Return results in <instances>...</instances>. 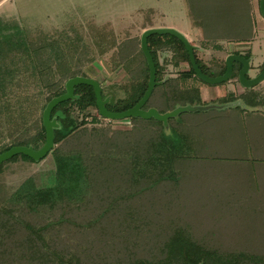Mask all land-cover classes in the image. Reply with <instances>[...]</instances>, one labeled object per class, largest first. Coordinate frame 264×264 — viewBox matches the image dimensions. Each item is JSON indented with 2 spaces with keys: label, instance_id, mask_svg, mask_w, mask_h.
<instances>
[{
  "label": "trees",
  "instance_id": "1",
  "mask_svg": "<svg viewBox=\"0 0 264 264\" xmlns=\"http://www.w3.org/2000/svg\"><path fill=\"white\" fill-rule=\"evenodd\" d=\"M184 2L191 23L203 32V44L219 49L216 42L240 43L253 37L248 0ZM136 14L141 29L155 27L156 10L140 9ZM88 24L87 40L81 41L82 37L69 34L29 36L16 21L0 20V153L12 146L38 149L43 145L44 107L65 92L67 79L89 77L84 65L96 55L110 53L112 68L121 69L127 77L117 84L123 96L110 97L105 105L108 111H125L142 97L149 70L139 36L126 29L117 38L109 23L99 28ZM146 42L155 81L162 83L153 88L143 109L153 107L164 113L177 106H209L237 99L258 105L250 102L259 96L252 89L202 101L197 82L203 81L194 75L182 42L169 34H151ZM232 53L251 57L249 50ZM193 55L205 75L224 73L222 56L209 64L197 50ZM159 57L163 59L159 61ZM181 63L187 64V70H178ZM240 68L234 62L229 80L237 82ZM93 111L97 107L92 87L74 86L73 98L58 103L50 113L59 125L53 130L54 147L38 161L17 154L0 163L2 174L5 166L17 160H23L18 170L46 157L52 161L39 181V173L26 174L12 193H6L5 206L0 209V264H264V243L221 239L215 232H198L170 216L179 184L194 175L193 162L199 158L193 153V139L182 118L189 113L169 118L167 130L160 121L129 117L130 129L114 131L108 140L91 138L86 131L84 119ZM135 129L139 132L132 136ZM250 161L257 177L256 164ZM152 192L162 197L160 202L168 209L162 213L164 218L155 217L153 210H138L149 209L144 205H151L147 196ZM103 221L106 228L101 237L85 241L89 230ZM111 222L115 228L108 225Z\"/></svg>",
  "mask_w": 264,
  "mask_h": 264
},
{
  "label": "rangeland",
  "instance_id": "2",
  "mask_svg": "<svg viewBox=\"0 0 264 264\" xmlns=\"http://www.w3.org/2000/svg\"><path fill=\"white\" fill-rule=\"evenodd\" d=\"M148 8L157 12L155 27H172L179 32L198 37L197 29L187 16L184 0H0V20L16 21L28 31L29 36L39 33L54 37L69 34L74 38L82 37L81 41H85L88 22H92L96 28L109 23L117 38L123 37L126 29H130L131 35L140 37L144 29L139 27L136 13L140 9ZM263 19L259 14L260 27H257V37L252 41L253 61H260L257 65L259 67L264 62V31L261 28ZM217 50L212 49L204 56L199 54V57L211 64L213 60L221 57V52H227L222 50L219 53ZM162 59L159 57V61ZM112 64L111 55L108 53L96 55L84 68L89 77L99 82L105 95L114 100L123 96L117 84L127 80V77L121 69L114 70ZM233 83L232 80L217 84L197 82L201 96L207 99L210 94L217 97L230 92L233 90ZM114 84L115 86H112ZM256 89L264 94V81ZM263 96L259 94L250 102L264 105ZM242 113V110L234 107L182 116L189 127L188 132L196 149L193 153L199 158L193 162L195 167L192 173L195 176L190 175L187 181L179 184L180 191L178 198L172 199L170 216L177 217L183 225L192 226L198 232H215L216 237L221 239H251L253 243L263 244L264 114L244 112L246 114L243 116ZM84 121V127L90 132L91 138L101 136L102 139L108 140L112 139L114 131L130 129L133 125L129 118L106 119L97 111H93L91 116H86ZM132 132V136H137L139 131L135 129ZM103 135L105 137H102ZM250 158L255 161L257 177L253 176L250 168ZM21 161L23 160L5 166V171L0 174V209L5 206L6 193H12L21 177L39 173L36 175L39 181L44 177L43 172L52 167L51 158L46 157L39 163L29 164L28 169L18 170L17 165L19 166ZM155 195L156 193L152 192L147 196L151 205L144 206L149 209L140 207L138 210H153L156 212L154 216L161 219L162 213L168 212V209L163 201L160 202L162 197ZM154 204L157 205L153 206ZM86 218L82 217L83 220ZM99 224L100 227L96 224L89 230L88 239L85 241L95 242L101 237L106 222ZM108 225L115 228L114 222Z\"/></svg>",
  "mask_w": 264,
  "mask_h": 264
},
{
  "label": "water",
  "instance_id": "3",
  "mask_svg": "<svg viewBox=\"0 0 264 264\" xmlns=\"http://www.w3.org/2000/svg\"><path fill=\"white\" fill-rule=\"evenodd\" d=\"M258 8L260 14L262 15V17H264V0H259ZM151 34H169L179 39L188 53L189 63L194 72V75L206 84H217L229 80L233 72L234 62H238L241 64V68L237 73V83L241 88L244 89L252 88L264 80V63L260 71L256 75L251 77L248 75L250 71V58L246 59L241 55H237L233 53L228 54L224 59L225 62L224 73L216 77H209L204 73H202V71L195 62L193 51L198 47L192 45L183 33L177 31L172 27H149L144 29L139 37L140 49L145 57L149 70V75H148L146 90L143 93L142 97L137 101V103H135L131 108L125 111L110 112L105 108V105L109 102V97L106 96L102 98L101 87L97 80L91 77H83V76L71 77L67 79L64 83L65 92L59 96L50 99V101H48V103L46 104V106L42 111V124L45 129V141L43 145L38 149H33L31 146H12L8 150L0 153V163L17 154H24L30 157L31 159H33L34 161H38L39 159L43 158L54 147L53 130L59 127L58 123L56 122L55 116L52 118L50 117L51 110L58 103L73 98L74 86L79 84H86L92 87L95 96V104L97 107V112L101 117L106 119H113V120H119L129 117L141 118L145 120L154 119L160 121L165 128L168 127L167 122L169 118H174L178 114L183 112L205 111L210 108L223 109L228 107H241L245 110H258L264 112L263 107L261 106L249 107L245 103H243L241 99H237L235 101L227 102L224 104H217L210 106H191V105L177 106L173 110L164 113H159L153 107L143 109L142 107L145 104V102L148 100L153 88L156 85L162 83V81H155L154 62L147 48L146 40L147 37Z\"/></svg>",
  "mask_w": 264,
  "mask_h": 264
},
{
  "label": "crops",
  "instance_id": "4",
  "mask_svg": "<svg viewBox=\"0 0 264 264\" xmlns=\"http://www.w3.org/2000/svg\"><path fill=\"white\" fill-rule=\"evenodd\" d=\"M258 2L259 1H257V0H248V3L250 4V7H251V17H252V31H253V37L249 40V41H246V42H240V43H234V42H225V41H219V42H216V44H218V45H221V48H219L218 50H217V48H216V50L220 53L222 50L224 51V50H226L227 52L224 54V53H220V55L219 56H222L224 59H225V57L228 55V54H231L232 53V51H239L240 53H244V52H246L247 50H249L250 51V53H251V57H250V71H249V76H254V75H256L259 71H260V69H259V66H257V65H259L260 63V61H258L257 59L255 60V61H253V58H254V49H253V46H252V41L254 40V38L255 37H257V27L259 26V21H258V15L260 14V12H259V8H258ZM187 12V11H186ZM261 15V14H260ZM262 16V15H261ZM264 18V17H263ZM264 20V19H263ZM192 24V23H191ZM193 25V24H192ZM194 26V25H193ZM260 27V26H259ZM194 28H196L197 29V32H198V37H194L193 35H191L190 33H187V32H181V33H183L185 36H186V38L188 39V41L192 44V45H195V46H197L198 48L197 49H195V50H197L198 52H199V54H200V56H204V55H206L207 53H210L211 51H212V49H215L213 46L214 45H212L211 43H209V44H203V40H204V38H203V32H202V30H201V28H198V27H196V26H194ZM261 28H262V30L264 31V22L262 23V26H261ZM170 67L171 66H169V69H170ZM178 70H180V71H184V70H187V65H185V63H181L180 65H179V67H178ZM264 81V80H263ZM263 81H261L260 83H262ZM260 83H258L257 85H255L254 87H252V88H249V89H252L254 92H256V93H258V94H260V95H264V94H262V93H260L257 89H256V87L260 84ZM244 91V88H241L239 85H238V83L237 82H234L233 83V90H231L230 92H235L236 94H240V93H242ZM201 93V92H200ZM221 96H223V95H221ZM221 96H217V97H212V95L210 94L209 95V97H208V99L207 98H203L202 96H201V98H202V101H205V102H209L210 100H213V99H217V98H219V97H221ZM243 102V101H242ZM243 103H245V102H243ZM246 104V103H245ZM214 105H216V104H214ZM247 106H249V107H257V106H261V107H263L264 108V106L263 105H253V106H251V105H248V104H246ZM210 106V105H209ZM230 108H234V107H228V109H230ZM238 108V107H237ZM240 108V110H242L243 111V116H245L244 114H246V113H244V112H261L262 114H264V112H262V111H258V110H245V109H243V108H241V107H239ZM217 110L216 108H210V109H207V110H205V111H202V112H207V111H210V110ZM223 109H225V108H223ZM218 110H222V109H218ZM195 112H197V111H195ZM195 112H183V113H195ZM181 114V113H180ZM179 115V114H178ZM177 115V116H178ZM176 116V117H177ZM175 118V117H174ZM252 157V156H251ZM251 159V158H250ZM249 159V160H250ZM251 160H253V159H251ZM255 162V161H254ZM253 162V163H254Z\"/></svg>",
  "mask_w": 264,
  "mask_h": 264
}]
</instances>
